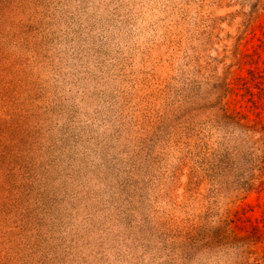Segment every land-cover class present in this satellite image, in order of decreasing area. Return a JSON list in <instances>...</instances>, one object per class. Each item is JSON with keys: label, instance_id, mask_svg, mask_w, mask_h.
<instances>
[{"label": "rangeland", "instance_id": "obj_1", "mask_svg": "<svg viewBox=\"0 0 264 264\" xmlns=\"http://www.w3.org/2000/svg\"><path fill=\"white\" fill-rule=\"evenodd\" d=\"M0 264H264V0H0Z\"/></svg>", "mask_w": 264, "mask_h": 264}]
</instances>
